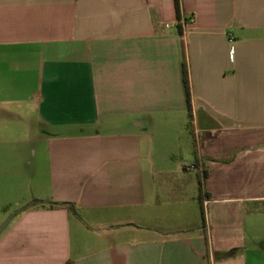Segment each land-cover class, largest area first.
<instances>
[{
  "label": "crops",
  "instance_id": "1",
  "mask_svg": "<svg viewBox=\"0 0 264 264\" xmlns=\"http://www.w3.org/2000/svg\"><path fill=\"white\" fill-rule=\"evenodd\" d=\"M180 2L0 0V113L47 162L0 264H264V0Z\"/></svg>",
  "mask_w": 264,
  "mask_h": 264
},
{
  "label": "rangeland",
  "instance_id": "2",
  "mask_svg": "<svg viewBox=\"0 0 264 264\" xmlns=\"http://www.w3.org/2000/svg\"><path fill=\"white\" fill-rule=\"evenodd\" d=\"M46 163L43 144L33 125L0 113V218L15 209L18 201H41L32 195L47 194ZM192 171L203 179L199 171Z\"/></svg>",
  "mask_w": 264,
  "mask_h": 264
},
{
  "label": "trees",
  "instance_id": "3",
  "mask_svg": "<svg viewBox=\"0 0 264 264\" xmlns=\"http://www.w3.org/2000/svg\"><path fill=\"white\" fill-rule=\"evenodd\" d=\"M175 3V11H176V18H177V27L180 28V23L183 20V15H182V9H181V2L180 0H174ZM184 84H185V89H186V94H187V104H188V109L190 112L191 108V103H190V87H189V78H188V72L186 67L184 68ZM190 120L192 118L191 114L189 113ZM205 178V173H203V179ZM202 179V180H203ZM199 179V185L200 187L203 184V181ZM50 208H56V207H67L69 209H73V204L71 203H52L49 206ZM237 253V250H231L228 252H225L221 254L222 258L227 259L234 257Z\"/></svg>",
  "mask_w": 264,
  "mask_h": 264
},
{
  "label": "built area",
  "instance_id": "4",
  "mask_svg": "<svg viewBox=\"0 0 264 264\" xmlns=\"http://www.w3.org/2000/svg\"><path fill=\"white\" fill-rule=\"evenodd\" d=\"M173 27L176 28V27H177V23H175V24L173 25ZM189 168H190L191 170H197V171H199V173H201V175L203 176V171H202V170H198V169L196 168L195 165H190Z\"/></svg>",
  "mask_w": 264,
  "mask_h": 264
},
{
  "label": "water",
  "instance_id": "5",
  "mask_svg": "<svg viewBox=\"0 0 264 264\" xmlns=\"http://www.w3.org/2000/svg\"><path fill=\"white\" fill-rule=\"evenodd\" d=\"M6 224H7V222L4 223V224L0 227V232H1V230L5 227Z\"/></svg>",
  "mask_w": 264,
  "mask_h": 264
}]
</instances>
